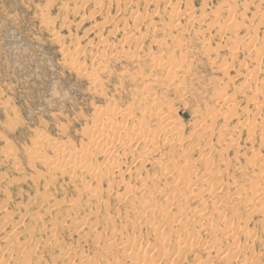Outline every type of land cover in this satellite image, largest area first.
Here are the masks:
<instances>
[{"label": "rangeland", "instance_id": "rangeland-1", "mask_svg": "<svg viewBox=\"0 0 264 264\" xmlns=\"http://www.w3.org/2000/svg\"><path fill=\"white\" fill-rule=\"evenodd\" d=\"M112 113L151 118L154 145L93 147ZM147 256L264 264V0H0V264Z\"/></svg>", "mask_w": 264, "mask_h": 264}, {"label": "bare ground", "instance_id": "bare-ground-1", "mask_svg": "<svg viewBox=\"0 0 264 264\" xmlns=\"http://www.w3.org/2000/svg\"><path fill=\"white\" fill-rule=\"evenodd\" d=\"M227 11H229V10H227ZM136 25H138V24H136ZM247 45L249 44V42L248 43H246ZM250 45V44H249ZM160 46V45H159ZM161 47V46H160ZM247 47H249V46H247ZM76 56V55H75ZM154 61H156L157 62V60H155V59H153ZM153 62V61H152ZM155 62V63H156ZM160 62V60L158 61V63ZM163 62V61H162ZM161 62V63H162ZM167 63H165L164 65H166ZM156 65H159V67H164V65L163 66H161V64H157L156 63ZM169 64H167V66H168ZM154 66V65H153ZM155 68H156V66H155ZM161 68V69H162ZM160 69V68H159ZM165 69V68H164ZM176 75L174 74L173 75V79L171 78V80H174V78H176L175 77ZM178 76V75H177ZM168 79V78H167ZM156 80H158V78H156ZM156 80H154V81H156ZM170 79H168V81H169ZM160 81V80H159ZM162 81V80H161ZM158 82V81H157ZM166 82V81H165ZM157 84H159V83H157ZM150 85V84H149ZM148 85V86H149ZM153 84H151V86H152ZM150 87V86H149ZM143 88H145V87H143ZM147 88V87H146ZM145 88V91L144 90H142L143 92H138L137 93V95L138 94H140V95H143V94H145V93H150V90H148V89H146ZM151 88V87H150ZM220 95V94H219ZM218 95V96H219ZM142 97H144V96H142ZM154 97H155V95H154ZM159 97V96H158ZM158 97H155V98H151V100H149L147 97L145 98H143L144 100H142L141 101V104L142 105H140V106H138V107H140L142 110H144L145 111V113L147 114L149 111H151V109L152 108H150L151 106H158L157 105V103H160V100H159V98ZM136 98V97H135ZM220 98H221V96H220ZM159 100V101H158ZM132 108V107H131ZM158 110V109H157ZM144 111H143V113H144ZM146 111H148V112H146ZM230 111H231V109H230ZM112 112V111H111ZM120 112V111H119ZM119 112L117 111V113L119 114ZM124 112V111H123ZM142 112V111H141ZM216 112V111H215ZM152 113V112H151ZM154 113V112H153ZM152 113V114H153ZM220 113V112H219ZM110 114V113H109ZM113 114V113H112ZM117 114V115H118ZM150 114V113H149ZM160 114H162V113H160ZM159 113H154V122H157V121H159L161 124H162V122L160 121L161 120V115H160ZM223 114H224V112H223ZM225 114H226V112H225ZM105 115V114H104ZM117 115H107V117L106 118H104L103 120H102V126L101 127H106V129L109 131V132H107L106 133V131L104 132V131H102V132H99V134L97 133V135L93 138V139H91V144H92V146L93 145H96V147H98V144L99 145H102L103 147H105V146H107V145H109V146H112L113 145V142H115V141H113V140H116V139H113V137H115L116 135H117V141H120L121 140V138L122 139H127V141H129V143H130V139L131 140H133V142H134V140L135 141H140V143H142V146L144 147V149L145 148H149V147H151V145L153 146L154 145V141H153V139H147L148 137V135H149V132L151 131L150 130V119L151 118H148L147 120H145V119H142V121L140 122V124L138 125V126H135V125H133V128L131 129L130 127V129H128L126 126H118L117 124H118V120L120 119V121H122L123 123H127L128 122V120H129V115H130V113H129V115H127V114H123V115H121L120 117H117ZM143 115V114H142ZM141 115V116H142ZM100 116V115H99ZM98 116V117H99ZM132 116V115H131ZM144 116V115H143ZM149 117H150V115H148ZM152 116V115H151ZM152 116V117H153ZM243 116V115H242ZM133 117V116H132ZM147 117V116H146ZM166 118H168V117H166ZM130 119H132V118H130ZM133 119H134V117H133ZM136 119V118H135ZM164 119V118H163ZM166 120V119H165ZM165 120H163V121H165ZM168 120V119H167ZM100 121V122H99ZM97 122V121H96ZM98 122H99V124L101 123V119H99L98 120ZM130 122V121H129ZM132 122V121H131ZM159 122H157L159 125H158V128L160 127V123ZM122 123V124H123ZM133 123V122H132ZM119 124H121V123H119ZM128 124V123H127ZM155 123H153L152 125H154ZM164 125H163V127H165V124L166 123H163ZM99 126V125H98ZM132 126V125H131ZM162 126V125H161ZM203 127V126H202ZM157 128V130H159ZM160 129H161V127H160ZM172 129V128H171ZM171 129L169 130V131H164L166 134H168V135H170L172 132H171ZM203 129H204V127H203ZM207 129V128H206ZM95 130H96V128H95ZM162 130V129H161ZM164 130V129H163ZM167 130V129H166ZM96 131H98V130H96ZM95 131V132H96ZM94 133V132H93ZM151 133V132H150ZM174 133V132H173ZM176 133V132H175ZM151 134H153V133H151ZM93 135V134H92ZM160 135V134H159ZM132 136V137H131ZM155 136H158V134H156V135H154V137ZM175 137H176V135H174ZM163 138H166L165 137V135L164 136H162ZM120 138V139H119ZM162 138V139H163ZM174 138V137H173ZM159 139V138H158ZM168 139H170V138H168ZM178 139H179V137H178ZM234 139V138H233ZM165 140V139H164ZM162 141V140H161ZM167 141V140H166ZM170 140H168V142H169ZM172 141V140H171ZM178 141V140H177ZM231 141V140H230ZM165 142V141H164ZM179 142V141H178ZM118 143V142H117ZM119 143H121V142H119ZM125 143V145L123 146V147H120V146H122L123 144ZM124 143H121L122 145H119L118 147L120 148V150L122 151V152H125L126 150H133L134 148H132L134 145H137V144H134L133 145V143H131V144H127L126 143V141L124 142ZM136 143V142H135ZM111 144V145H110ZM90 145V144H89ZM173 146V145H172ZM181 146V145H180ZM51 147V146H50ZM52 147H54V146H52ZM51 147V148H52ZM94 147V146H93ZM115 147V146H114ZM113 147V150H111L112 149V147L111 148H107V149H105V150H103V149H101V150H99V148H96V150H95V152L93 153L95 156H96V154H100V155H102V156H104L105 157V160H114V159H118L119 157H121V155H119V153L117 152V150H114L115 148ZM142 147V148H143ZM132 148V149H131ZM178 148H180V147H178ZM55 149H56V151H57V154H55V155H57L56 156V158H55V161L54 162H56L57 163V161H58V163H62V162H64V161H66V159L68 160V162H66V163H70V164H68V166H70V165H73V166H77V168H75V169H78V170H80L82 173H87V175H90V176H93L94 177V175L96 174V171L94 170V167L93 166H91L90 164H86V163H81L79 160H80V155L78 156V155H76V154H74V152H72L73 154H71V153H68L67 151V153L65 152V151H63L62 149L60 150V148H58V147H55ZM144 149H142L143 151H144ZM152 149V148H151ZM135 150V149H134ZM146 150V149H145ZM148 150V149H147ZM175 150V149H174ZM142 151V152H143ZM148 151H150V150H148ZM148 151H147V153H148ZM82 152V151H81ZM86 152H90V151H86L85 150V152L84 153H86ZM156 152V151H155ZM83 153V152H82ZM141 153V152H140ZM146 153V152H145ZM86 155V154H85ZM84 155V156H85ZM91 154H89V156H90ZM123 155H124V153H123ZM116 156V157H115ZM125 156H126V152H125ZM91 157V156H90ZM96 159V158H95ZM141 159V158H140ZM84 160H85V157H84ZM104 160V161H105ZM117 161V160H116ZM115 160L113 161V162H116ZM136 161V160H135ZM53 163V162H52ZM124 163V162H123ZM145 163V162H144ZM44 164H48L47 163V161H46V163H44ZM120 164V163H119ZM130 164H132V163H130ZM53 165V164H52ZM61 165V164H60ZM59 165V166H60ZM63 165V164H62ZM109 165V164H108ZM59 166H57V168L59 167ZM115 166H116V164H115ZM66 167V166H65ZM97 167V166H96ZM114 167V166H113ZM260 167V166H259ZM60 168H61V166H60ZM70 168V167H69ZM119 168V167H118ZM114 169V168H113ZM70 170V169H69ZM119 170V169H118ZM169 167H168V169H167V167H163L162 169H161V171H163L164 173H166V175L169 173ZM111 171V170H110ZM122 171V170H121ZM124 171V170H123ZM123 171L121 172L122 173V175H123ZM126 171V170H125ZM65 172V171H64ZM73 173H74V171H72ZM71 172V173H72ZM81 172H79L80 174H82ZM127 172V171H126ZM129 172V171H128ZM131 172V171H130ZM75 173H76V171H75ZM74 173V174H75ZM98 173H100V172H97V174ZM110 173V172H109ZM73 174V175H74ZM113 175V174H112ZM120 175V174H119ZM122 175H120V176H122ZM71 176H72V174H71ZM78 176V175H77ZM86 176V175H85ZM99 176V175H98ZM114 176V175H113ZM75 177H76V174H75ZM82 177V176H81ZM80 177V178H81ZM84 177V176H83ZM82 177V178H83ZM95 177H97V176H95ZM131 177V176H130ZM168 177V176H167ZM79 178V177H78ZM92 178V177H91ZM173 178H174V176H173ZM73 179H74V176H73ZM77 179V178H76ZM177 179V178H176ZM90 180V179H89ZM178 180L179 181H181V179L180 178H178ZM178 180L176 181V182H178ZM112 181H114V180H112ZM173 181V180H172ZM175 181V180H174ZM118 182V181H117ZM110 183V182H109ZM109 183H108V185H109ZM181 183V182H180ZM189 183L187 182V185H188ZM127 185V184H126ZM145 185V184H144ZM186 185V186H187ZM142 186H143V184H142ZM127 187V186H126ZM207 187V186H206ZM210 188V187H209ZM89 189V188H88ZM94 189V188H93ZM127 190V193H129L130 191H131V193L133 192V189H135V188H133L132 190L129 188V186L126 188ZM137 189H138V187H137ZM146 189V188H145ZM206 189V188H205ZM212 189V188H211ZM215 190V189H214ZM92 191H94V190H92ZM99 191V190H98ZM137 191H139V190H137ZM91 192V191H90ZM96 192H97V188H96ZM207 192H208V190H207ZM212 192V191H211ZM125 193V192H124ZM126 193V194H127ZM91 194H92V192H91ZM90 194V195H91ZM96 194V193H95ZM133 194H134V192H133ZM132 194V195H133ZM237 194V193H236ZM124 195V194H123ZM201 195V194H200ZM199 195V196H200ZM134 196V195H133ZM199 196H195V198H199ZM219 196V195H218ZM220 197V196H219ZM240 197V196H239ZM202 198V197H201ZM217 198V197H216ZM240 199V198H239ZM252 199H255V198H252ZM129 200V199H128ZM204 200V199H203ZM236 200V199H235ZM251 200V199H250ZM250 200H248V201H250ZM187 201V200H186ZM205 201V200H204ZM203 201V202H204ZM218 201V200H217ZM256 201V200H255ZM201 203H202V201H200ZM244 202V201H243ZM251 202V201H250ZM254 202V201H253ZM186 203V202H185ZM214 203V202H213ZM216 203V202H215ZM249 203V202H248ZM187 204V203H186ZM185 204V205H186ZM203 204V203H202ZM212 204V203H211ZM238 204V203H237ZM246 204V203H245ZM54 205H55V203H54ZM57 205V204H56ZM204 205V204H203ZM52 207V206H51ZM183 207V206H182ZM181 207V208H182ZM206 207V206H205ZM203 208H204V206H203ZM50 209V208H49ZM183 209V208H182ZM185 209V208H184ZM259 209V208H258ZM143 210H146L145 208L143 209ZM180 210V209H179ZM181 212V211H180ZM142 213V212H141ZM176 213V212H175ZM48 214V213H47ZM145 214V213H144ZM177 214V213H176ZM196 214V216L198 217V219H200V220H205V215H203L204 213H203V210H199L198 212H196L195 213ZM247 214V213H246ZM251 214V213H250ZM179 217H180V215H179ZM166 218V217H165ZM181 218H182V216H181ZM208 218V217H207ZM206 218V219H207ZM210 224V223H209ZM224 225V224H223ZM226 225V224H225ZM180 226H182V225H180ZM208 227V226H207ZM210 227V226H209ZM225 227H227V226H225ZM214 228V227H213ZM179 229V228H178ZM206 229V228H205ZM217 229V228H216ZM222 229V228H221ZM219 231V230H218ZM221 232V231H220ZM232 231H230L229 232V230H227V228H225L224 229V231H223V229H222V233L224 234V235H228V234H232L231 233ZM17 233V232H16ZM230 236V235H229ZM18 237V236H17ZM16 237V238H17ZM186 238H187V236H185ZM198 239V238H197ZM184 241V240H183ZM180 242H182L181 240H180ZM166 240H161L160 241V244H161V246L162 247H164L165 245H166ZM116 244V243H115ZM167 245H168V243H167ZM110 246V245H109ZM118 246V245H117ZM110 247H116V245L115 246H113V244H111V246ZM162 247H161V249H162ZM167 247V246H166ZM165 247V248H166ZM164 249V248H163ZM159 255V254H158ZM157 255V256H158ZM146 258H148V260H144L143 259V261L141 260V263H143V264H153L154 263V258L153 257H151L150 256V258L147 256ZM160 258H161V255H160ZM132 259V258H131ZM134 259V258H133ZM157 259H159V258H157ZM156 259V260H157ZM139 259H135L134 260V262L132 263V264H137L139 261H138ZM246 260V259H245ZM245 260H244V262H245ZM3 262V261H2ZM131 263V262H130ZM129 263V264H130Z\"/></svg>", "mask_w": 264, "mask_h": 264}]
</instances>
